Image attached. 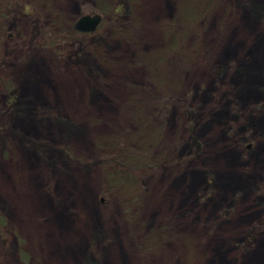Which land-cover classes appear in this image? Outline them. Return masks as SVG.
I'll use <instances>...</instances> for the list:
<instances>
[{
    "label": "rangeland",
    "instance_id": "374dc122",
    "mask_svg": "<svg viewBox=\"0 0 264 264\" xmlns=\"http://www.w3.org/2000/svg\"><path fill=\"white\" fill-rule=\"evenodd\" d=\"M24 1L48 4L66 29L91 12L110 22V9L98 8L114 4ZM250 1L264 9V0ZM248 9L237 0H131L128 33L107 32L85 50L98 79L73 62L35 57L19 94L52 118L13 120L42 149L15 135L0 140V212L12 251L0 264H264V16ZM4 29L1 51L15 60L28 20ZM236 101L238 115L220 109ZM117 140L147 147L158 166L131 160L132 176L114 184L96 161ZM253 225L254 242L240 252Z\"/></svg>",
    "mask_w": 264,
    "mask_h": 264
},
{
    "label": "trees",
    "instance_id": "16d2710c",
    "mask_svg": "<svg viewBox=\"0 0 264 264\" xmlns=\"http://www.w3.org/2000/svg\"><path fill=\"white\" fill-rule=\"evenodd\" d=\"M130 1L114 0L113 5H104L101 2V6L98 9L102 12L110 9L112 20L105 22V24L101 21L95 30L84 32L73 28V26L66 29L59 23L60 17L55 12L50 11L48 4L24 0H0V90L4 91V100L0 105V140L2 142L5 141L8 135H15V137L23 142V147L36 150L42 149L40 142L27 139L24 133L15 130L14 127V118L23 114H26L32 120L52 118L48 111L22 102V97L19 94V85L23 75L35 57L46 56L55 63L73 62V64L80 65L89 72V76L91 75L95 79L102 77V72H99L86 59L85 50L90 48L91 45L96 46L97 41L104 37L107 32L110 35H120L123 32L124 34L128 33L127 27L129 21L125 20V16L130 12ZM237 5L242 9L249 8L248 10L255 18L261 19L264 16V9H261L260 6H257L256 3L250 0H237ZM192 13L194 18L199 17L198 12L192 10ZM13 18H26L28 20L27 35L20 41L22 54L15 60L12 57L6 56L1 51L3 42L10 36V32H6L4 29V22ZM202 18H204L203 15ZM176 23L172 22V24L170 23L165 27L173 29ZM93 91H95L94 88ZM236 102L237 105L235 106H223L220 109L226 108L225 112H234L238 115V110L242 106L240 102ZM185 111L188 114V118H191L190 116L193 117V111L190 109H185ZM190 120L192 122V119ZM191 122L189 121L188 123V129L192 132L189 144L193 150L192 154L198 155L201 158L202 143L196 134L197 130L192 129L194 124ZM247 137V134L238 135L237 141L249 151L251 143L249 145L246 142ZM117 141L114 142L116 148L113 151L108 155L98 157L96 161L109 171L113 183L116 180L124 182V180L128 179L127 177L132 176V173L129 171L132 168L131 160H133L132 164L137 163L135 166L141 164L143 168L150 169L158 166L160 156L146 153L145 149L147 147L131 148L125 144L121 145L120 141L119 143ZM149 146L152 145L149 144ZM59 150L64 151L65 149L60 148ZM79 162L82 163L81 160ZM110 168L112 169L110 170ZM4 224L5 216L0 212V257L6 256L8 252L12 253L11 243L8 240ZM257 229L253 225L245 234L243 241L238 243L240 252L247 251L252 246Z\"/></svg>",
    "mask_w": 264,
    "mask_h": 264
},
{
    "label": "water",
    "instance_id": "95a60500",
    "mask_svg": "<svg viewBox=\"0 0 264 264\" xmlns=\"http://www.w3.org/2000/svg\"><path fill=\"white\" fill-rule=\"evenodd\" d=\"M101 19V15L96 12L83 14L76 20L75 28L84 32L93 31L101 22Z\"/></svg>",
    "mask_w": 264,
    "mask_h": 264
},
{
    "label": "bare ground",
    "instance_id": "6f19581e",
    "mask_svg": "<svg viewBox=\"0 0 264 264\" xmlns=\"http://www.w3.org/2000/svg\"><path fill=\"white\" fill-rule=\"evenodd\" d=\"M54 81H56V83H59V84H60L61 79H60V77L55 76V77H54ZM74 176H75V175H74ZM153 196H157V195H156V194H153Z\"/></svg>",
    "mask_w": 264,
    "mask_h": 264
}]
</instances>
